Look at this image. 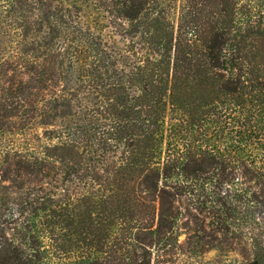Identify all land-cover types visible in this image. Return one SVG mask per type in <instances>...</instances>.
I'll use <instances>...</instances> for the list:
<instances>
[{
	"label": "trees",
	"instance_id": "16d2710c",
	"mask_svg": "<svg viewBox=\"0 0 264 264\" xmlns=\"http://www.w3.org/2000/svg\"><path fill=\"white\" fill-rule=\"evenodd\" d=\"M83 1L108 35L63 1H0V264H162L184 201L214 230L253 228L264 0H185L177 18ZM250 246L241 264H264Z\"/></svg>",
	"mask_w": 264,
	"mask_h": 264
},
{
	"label": "rangeland",
	"instance_id": "374dc122",
	"mask_svg": "<svg viewBox=\"0 0 264 264\" xmlns=\"http://www.w3.org/2000/svg\"><path fill=\"white\" fill-rule=\"evenodd\" d=\"M1 2L5 0H0ZM82 11V22L89 28L104 31V35L110 33L108 23L104 16L99 14L92 3L83 0H59ZM163 6L173 7L174 17L177 18L181 6L185 0H157ZM67 2V3H66ZM55 4L58 5L56 2ZM20 34V32H19ZM11 40L10 38H6ZM51 129V128H49ZM47 128H39L38 134L44 135ZM184 201V215L176 224L174 238L176 245L171 248L162 264H241L249 262L252 239L264 241V212L258 211L253 215V228L240 227L224 233L210 227V220L203 214H199L189 208ZM214 246L224 247L227 252L220 253ZM156 256L157 263L159 260Z\"/></svg>",
	"mask_w": 264,
	"mask_h": 264
}]
</instances>
